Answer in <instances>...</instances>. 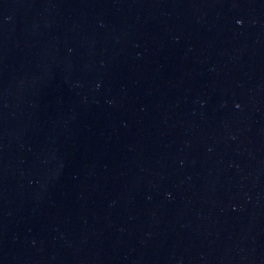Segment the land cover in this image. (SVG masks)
Instances as JSON below:
<instances>
[{
    "label": "water",
    "instance_id": "95a60500",
    "mask_svg": "<svg viewBox=\"0 0 264 264\" xmlns=\"http://www.w3.org/2000/svg\"><path fill=\"white\" fill-rule=\"evenodd\" d=\"M0 264H264V0H0Z\"/></svg>",
    "mask_w": 264,
    "mask_h": 264
}]
</instances>
